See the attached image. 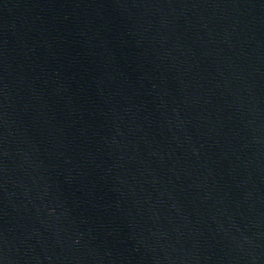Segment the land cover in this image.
Here are the masks:
<instances>
[{
    "label": "water",
    "instance_id": "obj_1",
    "mask_svg": "<svg viewBox=\"0 0 264 264\" xmlns=\"http://www.w3.org/2000/svg\"><path fill=\"white\" fill-rule=\"evenodd\" d=\"M200 264H264V0H207Z\"/></svg>",
    "mask_w": 264,
    "mask_h": 264
}]
</instances>
